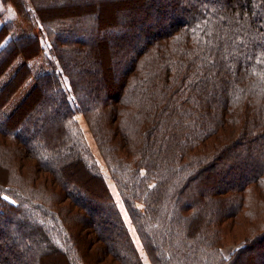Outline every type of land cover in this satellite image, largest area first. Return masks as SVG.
Returning <instances> with one entry per match:
<instances>
[{"label": "trees", "instance_id": "obj_1", "mask_svg": "<svg viewBox=\"0 0 264 264\" xmlns=\"http://www.w3.org/2000/svg\"><path fill=\"white\" fill-rule=\"evenodd\" d=\"M79 112L152 264H264V0H0V264H145Z\"/></svg>", "mask_w": 264, "mask_h": 264}, {"label": "rangeland", "instance_id": "obj_2", "mask_svg": "<svg viewBox=\"0 0 264 264\" xmlns=\"http://www.w3.org/2000/svg\"><path fill=\"white\" fill-rule=\"evenodd\" d=\"M38 60H41V58H39ZM20 95V94H19ZM19 95H17L15 97V99L19 97ZM76 118L78 120V123L80 125V127L82 128V130L84 131V134H85V137H86V140L88 142V144L90 145V148L92 149L95 157L97 158L102 170H103V173L105 175V179L110 187V190L114 196V199L116 200L117 202V205L122 213V216H123V219L126 223V225L128 226L129 230H130V233L133 237V240H134V243H135V246L136 248L138 249V251L140 252L142 258H143V261L145 264H152L151 261H150V258L148 257L143 245H142V242L138 236V233L134 227V225L132 224V221H131V218L129 216V213L127 212V209L124 205V202L120 196V193L118 191V188L115 184V182L112 180L111 176H110V172L108 170V167H107V164L101 154V151L98 147V144L95 140V137L93 136L91 130H90V127L88 125V122L85 118V116L83 115V113L79 112L77 113L76 115ZM15 219H18L19 221L21 220L16 214L13 215ZM2 216H0V222H3L4 219L1 218ZM242 242H238V243H228L226 244L224 247H223V254L228 257L235 249L239 248L242 244ZM0 251L3 253V250L2 248H0ZM65 257V256H64ZM67 260V259H66ZM68 262V261H67ZM57 264V263H55Z\"/></svg>", "mask_w": 264, "mask_h": 264}]
</instances>
